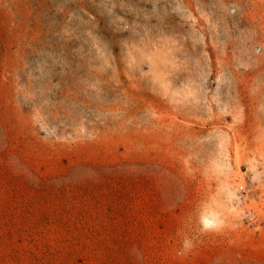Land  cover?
Masks as SVG:
<instances>
[{
  "label": "rangeland",
  "instance_id": "374dc122",
  "mask_svg": "<svg viewBox=\"0 0 264 264\" xmlns=\"http://www.w3.org/2000/svg\"><path fill=\"white\" fill-rule=\"evenodd\" d=\"M0 264H264V0H0Z\"/></svg>",
  "mask_w": 264,
  "mask_h": 264
},
{
  "label": "bare ground",
  "instance_id": "6f19581e",
  "mask_svg": "<svg viewBox=\"0 0 264 264\" xmlns=\"http://www.w3.org/2000/svg\"><path fill=\"white\" fill-rule=\"evenodd\" d=\"M235 178L236 177L234 176V174L230 173L223 180V186L226 187L228 190H230L229 196L231 198L235 196L234 191L237 188V179ZM238 203H239V200H238ZM202 221L205 227H212L218 224L220 220L216 213H206L204 214Z\"/></svg>",
  "mask_w": 264,
  "mask_h": 264
}]
</instances>
